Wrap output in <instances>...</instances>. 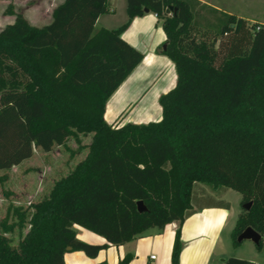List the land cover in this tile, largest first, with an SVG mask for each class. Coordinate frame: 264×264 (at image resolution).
Masks as SVG:
<instances>
[{"label": "trees", "instance_id": "16d2710c", "mask_svg": "<svg viewBox=\"0 0 264 264\" xmlns=\"http://www.w3.org/2000/svg\"><path fill=\"white\" fill-rule=\"evenodd\" d=\"M6 1L14 19L0 30V170L36 147L49 152L71 136L92 138L86 156L46 196L8 208L0 264H65L73 250L96 257L172 222L171 264H180L181 227L200 183L251 202L233 244L251 226L262 235L257 247L264 245V22L200 0H126V23L96 29L112 13L109 0H64L38 27ZM145 9L162 19L161 53L175 64L177 82L159 98L160 120L115 126L104 118L106 102L144 58L121 34ZM74 224L107 243L78 239Z\"/></svg>", "mask_w": 264, "mask_h": 264}, {"label": "crops", "instance_id": "0c3cea01", "mask_svg": "<svg viewBox=\"0 0 264 264\" xmlns=\"http://www.w3.org/2000/svg\"><path fill=\"white\" fill-rule=\"evenodd\" d=\"M0 1L9 4V1ZM62 2L64 0H53V4L50 5V13L45 12L39 18V21L36 18L31 19L27 16L26 18L32 25L41 27L51 21L53 10ZM13 3L16 4V0H13ZM109 3L113 13L116 12L122 1L109 0ZM147 13L151 14V12ZM104 15L97 19V23ZM154 15L156 16L155 13ZM143 16H137L133 21L135 22ZM121 36L136 47L134 42L136 37L131 31V27L125 30ZM165 39L164 34L160 43H164ZM161 44L155 46L152 53H149L150 62L147 64L145 63L147 60L146 54H144L140 64L108 98L104 114V118L108 123L114 122L127 107L132 105L137 107L151 93L154 94L155 89H157V92L153 99H155L157 105H160V96L175 86L177 81L175 64L159 51ZM168 75L170 77L166 81ZM171 80L174 83L167 89L166 87L170 85ZM145 90L147 91L145 92ZM159 113L160 116L157 114L155 116L161 118L162 111L160 110ZM135 118H137L136 115L133 117L127 116L121 125L127 122L141 124L155 121L154 119L136 121ZM212 195V192L203 187L201 193L194 197L192 203L193 213L185 219L181 227L183 249L180 254V264H264V245L259 248L250 240H245L238 245L233 244L232 230L241 213L240 206H234L228 200H210L209 197H212ZM203 198L207 199L202 200ZM224 203H228L229 206H225ZM239 204L241 205V199H239ZM73 228L77 238L82 241L100 245L107 243L104 237L83 226L74 224ZM177 228L178 222H172L162 230L151 228L125 244H110L107 248L100 250L96 257H89L80 250L68 251L65 253V264H119L120 260L129 254L131 260L128 264H171ZM154 252L157 254H154ZM153 256L154 258H152Z\"/></svg>", "mask_w": 264, "mask_h": 264}, {"label": "rangeland", "instance_id": "374dc122", "mask_svg": "<svg viewBox=\"0 0 264 264\" xmlns=\"http://www.w3.org/2000/svg\"><path fill=\"white\" fill-rule=\"evenodd\" d=\"M121 1L122 4L118 5L116 12L104 15L96 24V29L103 26L112 29L118 28L127 22L126 0ZM200 1L219 10L235 13L248 19L250 22H264V0ZM52 4L53 0H16V4L12 3V8L13 11L22 12L25 17L36 18L39 21V18L45 12L50 13V5ZM13 19L14 15L10 13L8 4L0 1V30L10 24ZM133 22V20L130 22L127 29L131 27V31L136 37L134 41L135 48H139L138 50L146 54L147 60L145 63L147 64L150 62L149 53H152L155 46L157 47L161 44V39L165 34L162 27V19L151 12V14L146 13L139 20ZM164 44L165 42L160 45V52ZM169 77V75L166 77V81ZM171 81L170 85L166 87L167 89L173 85L174 82L173 80ZM156 92L157 89L154 90V94L151 93L146 99L142 100L137 107L134 105L127 107L112 124L119 126L127 116L133 117L134 115L137 116L135 118L136 121L148 119L160 120L162 116L159 118V111H162V107L159 104L158 106L155 99H153ZM156 114L159 116H155ZM91 138V133L88 135L78 134L77 137L71 136L63 145H55L49 152L36 147L34 148L33 155L23 160L20 165L13 166L8 170H0V178L6 176L4 181L1 182L0 180V219L6 216L9 207L20 206L26 209L31 202H36L46 196L52 188L54 181L70 172L76 163L86 156ZM203 187L212 192L213 195L209 197L210 200H228L234 206H240L242 209L241 213H243V205L239 204L241 196L236 190L229 188L214 190L210 186L200 183L195 189L194 197L201 193ZM206 199L203 198L202 200ZM11 218L13 219L12 215ZM9 237L16 243L19 239L18 229L14 233L9 234ZM154 254L157 253L154 252Z\"/></svg>", "mask_w": 264, "mask_h": 264}, {"label": "water", "instance_id": "95a60500", "mask_svg": "<svg viewBox=\"0 0 264 264\" xmlns=\"http://www.w3.org/2000/svg\"><path fill=\"white\" fill-rule=\"evenodd\" d=\"M145 12L147 13L149 12V10L145 9ZM163 49H166V44L163 45ZM251 204H252L251 202L244 204L243 209L249 210L251 207ZM138 210L139 212H143L147 210V207L144 205L143 201L138 202ZM261 239H262V235L251 226L244 229L242 233L237 237V241L239 243L245 240H250L256 245L260 243Z\"/></svg>", "mask_w": 264, "mask_h": 264}, {"label": "built area", "instance_id": "2783aa9c", "mask_svg": "<svg viewBox=\"0 0 264 264\" xmlns=\"http://www.w3.org/2000/svg\"><path fill=\"white\" fill-rule=\"evenodd\" d=\"M152 258H154V256Z\"/></svg>", "mask_w": 264, "mask_h": 264}]
</instances>
